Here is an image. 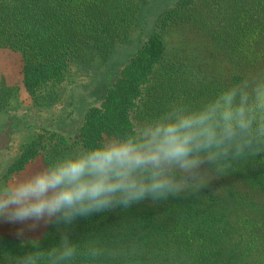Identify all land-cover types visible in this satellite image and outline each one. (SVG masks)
<instances>
[{"label":"trees","instance_id":"obj_1","mask_svg":"<svg viewBox=\"0 0 264 264\" xmlns=\"http://www.w3.org/2000/svg\"><path fill=\"white\" fill-rule=\"evenodd\" d=\"M142 1L0 0V47L21 53L23 86L35 99L45 101L58 93L72 63L95 53L104 56L114 40L133 31ZM211 1L178 0L159 13L158 28L123 62L99 102L86 110L75 145L89 149L139 132L136 119L149 86L167 64L164 34L179 21L198 29L208 67L220 56L232 72L202 75L184 59L163 88L170 78L181 76L204 91L196 98L202 105L232 85L264 79V0H247L238 6L230 25L217 29L197 14L201 3ZM204 27L207 32L201 38ZM56 133L47 139L68 143L64 134ZM44 136L25 148L8 170L25 168L46 146ZM201 175L206 186L199 190L78 217L12 259L0 256V264H18L26 253L59 244L65 234L77 246L71 264H264V152L228 162L222 171L206 168ZM92 248L99 250L96 257L86 255Z\"/></svg>","mask_w":264,"mask_h":264},{"label":"clouds","instance_id":"obj_2","mask_svg":"<svg viewBox=\"0 0 264 264\" xmlns=\"http://www.w3.org/2000/svg\"><path fill=\"white\" fill-rule=\"evenodd\" d=\"M264 152V79L232 85L192 109L173 107L139 132L105 142L0 184V221L71 224L78 217L189 194L202 170ZM191 181V183H189ZM22 235V232H18ZM99 250L88 249L96 257ZM77 246L26 253L18 264H71Z\"/></svg>","mask_w":264,"mask_h":264},{"label":"rangeland","instance_id":"obj_3","mask_svg":"<svg viewBox=\"0 0 264 264\" xmlns=\"http://www.w3.org/2000/svg\"><path fill=\"white\" fill-rule=\"evenodd\" d=\"M177 2L178 0H143L140 21L133 31L123 38L114 40L110 51L104 56L95 53L91 58L72 63L65 82L58 87V93H54L52 98L45 101L35 99L24 88L21 53L9 47H0V184H6L48 166L61 157L85 150L75 145L74 139L80 132L86 110L99 102L107 92L110 82L116 79L123 62L152 31L158 28L156 18L159 13ZM246 2L247 0H214L201 3L197 14L208 19L209 27L222 28L232 20L238 6H245ZM205 32L206 27L201 33V38H204ZM197 34V28L187 27L182 21L165 32L167 64L149 86L146 102L136 119L139 131L145 122L160 117L173 107L185 106L195 109L201 106L196 98L204 91H199L198 86L191 87L181 76L177 80L170 78V84L163 88L164 83L168 81V75L177 70L176 64L183 67L182 61L185 59V65L189 64L194 72L202 75L232 72L228 62L217 55L215 56L218 61L214 62L213 66L208 67L204 63L203 59L206 57L204 45ZM53 131L59 132L56 134H64L68 143L62 145L63 143L56 138L47 139ZM41 134H45L46 146L40 147V153L25 168L10 172L8 170L10 164L33 141L39 140ZM56 142H59V145ZM63 148L66 153L61 151ZM220 190L224 192L223 188ZM30 224L31 222L10 224L0 221V256L12 259L40 244L46 233L57 234L64 226L62 223H40L36 227H31ZM18 232H22V235H18ZM123 264L139 263L133 261Z\"/></svg>","mask_w":264,"mask_h":264}]
</instances>
